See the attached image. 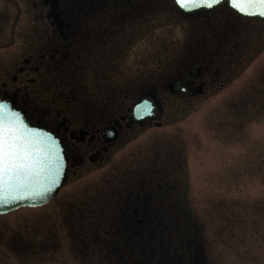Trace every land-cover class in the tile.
<instances>
[{
    "label": "flooded vegetation",
    "instance_id": "af4514ba",
    "mask_svg": "<svg viewBox=\"0 0 264 264\" xmlns=\"http://www.w3.org/2000/svg\"><path fill=\"white\" fill-rule=\"evenodd\" d=\"M160 18L169 25L161 55ZM260 22L225 5L185 14L173 0H0V97L53 133L67 159L58 193L40 207L52 203L40 237L1 239L14 254L0 264H207L170 144L130 174L86 172L142 131L171 124V98L228 85ZM144 96L158 117L130 121L131 103Z\"/></svg>",
    "mask_w": 264,
    "mask_h": 264
},
{
    "label": "rangeland",
    "instance_id": "374dc122",
    "mask_svg": "<svg viewBox=\"0 0 264 264\" xmlns=\"http://www.w3.org/2000/svg\"><path fill=\"white\" fill-rule=\"evenodd\" d=\"M163 22L158 20L160 55L169 36ZM257 25L261 31L250 33L249 52L228 85L205 98H171L165 105L171 124L142 131L114 149L105 165L86 172L93 178L130 174L134 165L147 163L153 149L170 144L184 174L179 186L204 232L207 264H264V22ZM181 29L171 35L176 47ZM51 209L52 203L0 216V240L38 239L44 212ZM9 250L0 246L1 261L12 260Z\"/></svg>",
    "mask_w": 264,
    "mask_h": 264
},
{
    "label": "snow or ice",
    "instance_id": "6c2138e0",
    "mask_svg": "<svg viewBox=\"0 0 264 264\" xmlns=\"http://www.w3.org/2000/svg\"><path fill=\"white\" fill-rule=\"evenodd\" d=\"M223 0H174L181 9H213ZM246 18H264V0H227ZM137 110L150 115L153 105L143 100ZM65 158L51 133L30 126L24 114L0 97V204L25 199L47 200L64 175Z\"/></svg>",
    "mask_w": 264,
    "mask_h": 264
},
{
    "label": "water",
    "instance_id": "95a60500",
    "mask_svg": "<svg viewBox=\"0 0 264 264\" xmlns=\"http://www.w3.org/2000/svg\"><path fill=\"white\" fill-rule=\"evenodd\" d=\"M226 4L231 10H233V11H235L236 13H237V11L235 10V9H233V8H231V6H230V3H228L227 2V0H223V2L221 3V4ZM221 4H219V5H221ZM178 6V5H177ZM218 6V5H217ZM179 7V6H178ZM216 7V6H215ZM179 9L180 10H182V11H185V10H183V9H181L180 7H179ZM201 9H205V8H201ZM196 10H199V9H196ZM209 10V9H208ZM194 11V10H193ZM185 12H188V11H185ZM237 14H239V13H237ZM240 16H243L242 14H239ZM244 17V16H243ZM259 19H264V18H259ZM143 100H149L151 103H152V105H153V108H152V111H151V114L150 115H145L144 113H145V109H141V110H137V108H136V105H138L141 101H143ZM157 106H156V104H155V102H154V100L152 99V98H142L141 100H139L133 107H132V112H131V117H132V121H137V122H139V121H142V120H144V119H146V118H150V119H152V118H154L155 116H156V114L159 112V110L156 108ZM29 123V122H28ZM30 124V126H33V125H31V123H29ZM34 127H36V126H34ZM39 128V127H38ZM42 129V128H41ZM44 130V129H43ZM46 131V130H45ZM48 132V131H47ZM52 136H54L53 134H52ZM55 137V136H54ZM56 138V137H55ZM57 139V138H56ZM58 140V139H57ZM60 143V142H59ZM60 146H61V144H60ZM65 171H66V160H65V167H64V175H63V177L61 178V183H62V181H63V179H64V176H65ZM61 183H60V185H61ZM59 188V187H58ZM58 190V189H57ZM57 190H55L51 195H50V198L57 192ZM50 198H48L47 200H49ZM46 200V201H47ZM45 200H31V199H25V200H21V201H15V202H13V203H9V204H0V213H4V212H7V211H10V210H13V209H16V208H18V207H20V206H26V205H28V206H37V205H41V204H43V203H45L46 202Z\"/></svg>",
    "mask_w": 264,
    "mask_h": 264
}]
</instances>
